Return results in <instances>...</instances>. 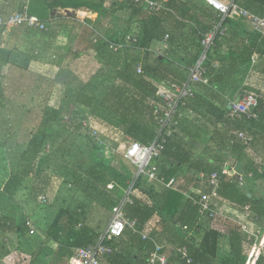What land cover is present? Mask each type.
Masks as SVG:
<instances>
[{"label":"trees","instance_id":"obj_1","mask_svg":"<svg viewBox=\"0 0 264 264\" xmlns=\"http://www.w3.org/2000/svg\"><path fill=\"white\" fill-rule=\"evenodd\" d=\"M156 1L160 4V9L152 12L146 5L135 0H36L35 4L32 0L30 14L39 18H42L39 12L44 10L46 4L52 9L87 8L99 13L120 11L131 22L139 23L141 28L134 35L137 37L136 42L128 43L115 51L113 44L124 42L128 35L124 34L119 39L116 34L109 33L107 38H102L95 35L87 20L82 31L86 46L84 48L79 46L75 51L69 49L63 57L58 53L59 56L55 59L57 69L49 81L51 89L45 105L41 108V121L32 130L28 148L22 153L24 167L20 172L21 176L18 174L11 176L4 184L3 191L11 196L15 195L13 192L15 185L22 182L21 178H29L32 180V196L37 198L39 195L40 197L45 195L46 202L51 200L52 192L50 193L48 189L52 185L53 176L44 169L46 160L42 158V152L56 140L58 126L68 132L80 131L93 143V153L97 155L95 158L93 154L91 158L96 159L97 164L93 165L91 173L87 174L94 179L95 184L90 182L91 180L89 183L84 182L88 186L83 187V190L91 200L87 202L80 199L68 208H60L46 236L35 242L37 247L31 252L23 249L27 242L25 239L29 238V242L33 236L25 225L26 220L31 218L14 215L13 210L8 211L7 208L2 209L0 245H3L4 250L6 237L12 230L15 238L14 264H24L26 259L28 264H70L76 248L96 244L104 233L87 223L88 214L96 198L105 195L112 206L119 205L131 185L133 203L126 205L125 213L127 217L137 220L136 230L127 228L121 237L107 241L113 252L102 257L101 264H146L155 246L153 241L143 238V232L164 244L161 241L163 237L176 241L173 237L165 236L171 229L178 233L181 240L176 246L164 244L168 264H188L177 254L176 248L179 246L188 248L189 256L192 258L190 264H246L256 238H249L237 221L223 217L216 218L223 231L213 227L201 231L198 222L200 216H203L198 205L192 198L183 203V198L190 190V197H197L199 175L195 182L188 183L186 179L180 177V170L193 164L196 153L195 140L202 141L204 135L208 133V141H211L219 154L226 159L234 157L243 162L244 157L250 158L251 166L244 171V180L250 179V173L254 178L264 179L262 34L252 30L241 36L232 29L236 20L225 21L227 31L217 40V46L209 53L207 64L211 69L208 83L197 86L195 96L180 108L183 117L175 131L167 136L165 148L155 161L164 183L175 179L172 187L168 188L163 183H152L137 177V167L120 152L111 157L106 156L103 147L90 134V128L84 126V121L97 126L102 139L108 142L109 146L116 148L120 145L123 135H129L143 144L157 138L158 124L154 111L162 105V100L157 95L158 91L167 88L169 82L186 80V76L181 77L180 68L174 66V61H180L184 66L183 72L188 76V68L199 60L204 51L202 42L217 20L213 17L214 9L211 6L213 12L208 13L201 8V4L190 0ZM239 2L247 9L264 15V0ZM4 30L5 27L0 28V35ZM31 30L39 32L37 35H41L42 38L49 28L47 31ZM166 35L168 38L165 40ZM93 36L97 39L93 40ZM163 43L166 44L164 48ZM156 46H161L162 52L154 51ZM38 54L33 53L34 57L18 54L12 61L10 55L0 54V104L6 103V88L1 80L3 75L5 76V73L14 66L28 70L31 59L38 60ZM174 56L177 58H171ZM254 56L256 61L253 63ZM19 59L22 61L20 64L16 63ZM84 59H89L97 65L94 73L85 78L80 70V63ZM214 64H217V67H213ZM139 65L142 66V73L137 71ZM240 78V86L234 87ZM93 84L106 88L105 100L100 102V106L105 105L115 112L116 115L111 120L100 114L94 116L87 112L95 99L86 90L92 88ZM235 89L244 94H253L258 99V119L230 118L229 102L235 97ZM241 130L247 133L248 141L235 135V131ZM189 139L194 142H190ZM223 164L213 168L221 170ZM98 167L102 169H97ZM99 184H102L103 189ZM242 186L246 188V183L243 185L238 183L233 171L221 174L220 197L232 209L248 212L247 221L254 224L252 231L259 235L264 223V197H249L250 192L247 189L243 190ZM153 222H156L155 226ZM225 236L228 238L230 251L227 256L221 258L219 241ZM53 242L57 244L56 248L51 247ZM30 243L32 242L28 244ZM9 251L10 246L2 256L8 255ZM39 259L42 260L39 262ZM0 264L4 263L0 261ZM256 264H264V250Z\"/></svg>","mask_w":264,"mask_h":264},{"label":"rangeland","instance_id":"obj_2","mask_svg":"<svg viewBox=\"0 0 264 264\" xmlns=\"http://www.w3.org/2000/svg\"><path fill=\"white\" fill-rule=\"evenodd\" d=\"M250 9L253 10L256 8ZM39 13L42 18H49V14H46L44 10ZM62 15L64 16L65 13ZM234 22L236 25L234 23L232 29L237 31L241 36L252 31L251 25L246 20L236 19ZM23 29L27 28L18 29V32L22 33ZM51 30H49V32H51ZM128 34L135 35L137 32L129 29L126 32V35ZM34 37H37V35H31V38ZM16 48L21 52L25 50L23 44L20 43L16 45ZM50 53L55 54V57H49V55L44 54L40 63L33 64L28 70H23L17 66L11 67V70L5 73V76L3 75V79H1L6 88V103L0 104V216L1 213H3L2 209L7 208V210H13L12 213L14 215H24V217H29L34 220L36 232L32 234L31 241H29L32 243L28 244V238L25 239V242H27L23 246L24 250L25 248L28 250L27 252H31L32 249L36 248L37 244H35V242L42 240L46 236L47 230L53 223L60 208H68L80 199L87 202L91 200V198L89 199L87 197V192L83 190V187L88 186L85 185L84 182L89 183L91 180L90 182L95 184L94 179L87 174V172L91 171L92 166L97 164V160L91 158L94 154L93 143L80 131L68 132L64 130L63 127L58 126L56 140L42 152V158L46 160L44 169L53 176L52 185H50L48 189L50 193L52 192V196L50 195L52 197L51 200L45 203L42 201L40 195L37 198L33 197L31 193L32 180L29 178H21L20 180H22V182L19 185H15L13 191L15 195L11 196L3 191L4 184L11 176H15L16 174L21 176L20 172L24 167L22 153L28 148L32 130H34L41 121V108L45 105L48 92L51 89L49 81L53 78V72L51 71L52 61L49 60H55L58 56V52L55 50ZM12 60H14V57L11 58V61ZM16 63L20 64L22 61L19 59ZM96 66L97 65L89 59L82 60L80 63V70L83 78L90 75V73L93 74L97 68ZM240 84L241 78L234 87H239ZM236 89L234 93L235 96L240 92H237ZM86 91L95 99L92 107L87 110L88 113H92L94 116L100 114L102 117L110 120L116 115L113 110H110L105 105L100 106V102L105 100L106 88L103 89L100 88V85L93 84V87H89ZM208 138L209 134L206 133L202 141L195 140V145L199 150L198 156H206L209 153L213 154L215 157H218L216 158L217 161L215 160V166H222L223 163L220 162H226L225 160L227 159L223 155L217 153V148L208 141ZM189 140L190 142L193 141L192 139ZM106 144L109 145L108 142H106ZM115 150L116 152H121L124 149L120 147L118 149L115 148L114 151ZM104 153L108 157L113 156V153L111 154L110 151L104 150ZM94 155L96 158L97 153ZM231 158L232 157H229L228 161L231 160ZM97 169L102 168L98 167ZM101 185L99 184L100 188H102ZM109 188H111V185ZM102 189L101 191L103 192ZM258 189L259 192L257 194L264 197V182L260 184ZM89 190L90 189H88V191ZM94 202L88 214L87 223L90 227L104 232L113 219L119 205L112 206L105 195H101L98 199L96 198ZM212 220L214 219H209L207 221L211 223L210 221ZM209 223L207 224L211 226ZM165 236L173 237L176 240L170 241L166 239V237H163L162 241L165 245L176 246L181 240V237L173 229L166 232ZM7 237L8 240L5 242L4 250L2 249L3 245H0V261L4 264H14L15 238L12 230L8 232ZM263 240L264 223L256 243L259 244ZM51 244L52 248L56 245L55 242ZM8 246H10L9 254L2 256L8 249ZM16 260H19V258H16ZM40 260L42 259H39V262ZM24 264H28L27 259Z\"/></svg>","mask_w":264,"mask_h":264},{"label":"built area","instance_id":"obj_3","mask_svg":"<svg viewBox=\"0 0 264 264\" xmlns=\"http://www.w3.org/2000/svg\"><path fill=\"white\" fill-rule=\"evenodd\" d=\"M135 1L146 5V7L152 12L160 9V4L156 0ZM205 1L214 9L213 17L217 21L202 42L204 51L199 60L193 66L188 68V76L186 80L169 82L167 88H162L158 91L157 95L162 100V105L154 111V117L158 124L157 138L149 143L143 144L129 135H123L120 143V147H123L124 149L120 153L123 154L125 159L129 160L137 167V177H141L152 183H163L168 188L174 185L175 179L173 178L169 182L164 183L163 177H160L159 175V169L155 164V161L158 160L165 148L167 136L175 131L180 119L183 117L180 108L185 106L187 102L195 96L197 86L203 83H208L211 69L207 64L209 61V53L217 46V40L222 38L227 31L225 21L227 19H244L251 25L252 30L257 31L264 36V15H259L258 13L247 9L239 2V0H232L230 2L222 0ZM18 26H25L40 31L48 30V27L43 20L30 14L27 4L23 5L18 11L8 16H0V28ZM167 38L168 35H166L165 40ZM136 41V36L128 35L124 42L113 44V49L117 51L126 44ZM252 61L253 63L256 61V56L252 58ZM213 67H217V64H214ZM137 71L138 73H142L143 69L141 65L137 67ZM258 105V99L253 94L238 92L229 102V116L233 120H239L242 117L258 119ZM84 126L90 128V134L95 138L98 144L104 148V150L110 151L111 154L116 152V150L114 151V149L107 145L102 139L101 132L97 126L88 121H84ZM235 135L242 140H249L245 131H235ZM230 171L235 172L234 164H231L230 167L226 164L221 170L209 168L208 170L202 171L199 174L200 186L196 190L197 197L189 198H192L194 203L198 205L202 216L210 219L223 217L237 221L241 225L242 230L248 234L249 238L255 237L257 240L259 235L252 231V228L247 221L249 213L246 211L241 212L234 208L232 209L231 206L220 197L219 188L221 186V174H227ZM249 176H252V174L250 173ZM243 183V174H241L240 184L243 185ZM132 187L133 185L130 186L125 197L119 203L113 219L104 233L100 236L99 241L88 247L76 248L74 257L80 264H101V258L108 256L113 252V248L107 245V241L121 237L127 228L136 230L137 220L127 217L125 213L126 205L133 203L131 199V194L133 193ZM41 199L43 202H46L47 196L42 195ZM248 209L249 206L246 207V210ZM25 225L31 235L35 234L36 227L31 219H27ZM142 235L144 239H150L153 241L155 246V249L150 254L146 264H168V256L164 252L165 245L159 243L156 238H151L146 232H143ZM256 240L249 253L246 264H256L264 250V240L259 244L256 243ZM176 252L183 260H186L188 264L192 262V258L189 256L188 248L186 246L177 247Z\"/></svg>","mask_w":264,"mask_h":264},{"label":"crops","instance_id":"obj_4","mask_svg":"<svg viewBox=\"0 0 264 264\" xmlns=\"http://www.w3.org/2000/svg\"><path fill=\"white\" fill-rule=\"evenodd\" d=\"M35 1L36 0H34V4ZM190 1L191 2L193 1L197 4H201V8L205 12L208 13L213 12L212 8L204 0H190ZM230 1L232 0H225V2H230ZM25 4L28 5L30 12V6L32 4V0H0V16H8L18 11ZM47 5L48 4L44 6V11L46 14H49V18H44V19L40 18V19L46 22L49 30H51L52 28L51 32H49L48 30L45 33V35L41 38V35H37L39 34V32H37L36 30H31L29 28L23 29V32L19 33L18 29L21 30V28H26L25 26L5 27V30L0 35L1 36L0 54L6 53L7 55H10V58H12L18 54L34 57L33 56L34 52H36L37 54L39 53L38 60H36V58H33L30 61V65L33 66V64L40 63V60L43 58L42 56L44 54L49 55V57L50 56L52 57L53 53H50L51 51L55 50L63 57L65 56V54L69 49L75 51L77 48H79V46L84 48L87 42L85 38L82 37V31L86 24L85 22L87 20L89 23L88 26L94 30L95 35L101 36L102 38H107V34L114 33L120 39L124 34H126L127 30L132 29L138 33L141 28V25L139 23L131 22L128 19V17L125 14H122L120 11H114L111 13L107 11L105 13H99V12L91 11L87 8L73 9V8L57 7L55 9H52ZM67 9L71 10L70 14L66 13L65 10ZM63 13H65L64 16L62 15ZM33 34L34 35L36 34L37 37L31 38V35ZM92 39L96 40L97 37L93 36ZM19 43L23 44L25 48V50H22V52L17 50L16 48V45H18ZM165 46L166 44L163 43V48ZM153 50L156 52H162L161 46L159 47L156 46V48ZM171 58H177V56ZM47 59H52V58H47ZM49 61H52L51 71L55 72L57 69L56 60H49ZM174 64L176 68H180L179 72H181V77L182 78H185V76L187 77V73L183 72L184 66L180 64V61H174ZM210 143L213 145L211 141ZM110 147L113 149L116 148L114 146H110ZM119 147L120 145L117 147V149ZM198 151L199 150L197 149L196 146V151H195L196 153L193 164L189 166H185L180 170V177L186 179L188 183L195 182L199 173H201L203 170H208L210 167L213 168L216 165L215 160L218 157H215V155L210 153L206 156H198L199 155ZM217 153L219 154L218 151ZM249 159L250 158L244 157V161L242 162L243 182L246 183V189L247 191L250 192V194H252V196L263 197V196H259L257 193L259 192L258 188L260 184L264 182V179H261L259 177L254 178L253 176H249L250 177L249 180L248 179L247 181L244 180V174H245L244 171L250 169L251 166V161ZM236 161L238 160L232 157L231 160L229 161L227 158L226 163L230 166L231 164L235 165ZM190 192L191 190L188 191V193L183 198V203H185L190 197L191 195ZM8 211H12V210L8 209ZM207 220L209 219L204 216L203 217L200 216L198 227L201 229V231H204L209 227L218 228L223 231V228L217 219L210 221L211 223H209ZM153 223H154L153 226H155L156 222ZM207 223H209L211 226H209ZM248 224L250 225L251 228H254L253 223L248 222ZM6 239L8 240V237H6ZM56 247L57 244L54 245V248ZM229 251H230V246H229L228 238H226V236L222 237V239L219 241V256L223 258L228 255ZM70 264H80V263L74 257Z\"/></svg>","mask_w":264,"mask_h":264},{"label":"water","instance_id":"obj_5","mask_svg":"<svg viewBox=\"0 0 264 264\" xmlns=\"http://www.w3.org/2000/svg\"><path fill=\"white\" fill-rule=\"evenodd\" d=\"M67 14L71 13V10L67 9L65 10ZM230 109V106H229ZM243 172V163L241 161H236L235 163V172H234V177L235 180L240 183L241 182V174ZM243 190H246L244 186H242ZM249 197H252V194H248Z\"/></svg>","mask_w":264,"mask_h":264}]
</instances>
